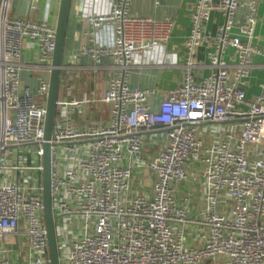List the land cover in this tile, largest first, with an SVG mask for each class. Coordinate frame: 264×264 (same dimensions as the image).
Listing matches in <instances>:
<instances>
[{"label": "built area", "instance_id": "built-area-1", "mask_svg": "<svg viewBox=\"0 0 264 264\" xmlns=\"http://www.w3.org/2000/svg\"><path fill=\"white\" fill-rule=\"evenodd\" d=\"M11 2L0 0V264H50L42 173L56 29L12 16ZM38 2L29 0L31 12ZM259 4L196 0L182 82L158 110L149 91L130 84L129 71L137 56L169 43L175 22L134 15L131 0H114L107 14L88 18L82 55L95 68L110 60L115 76L102 98L110 107L107 123L78 128L75 114L92 101H57L52 198L61 264H264V84L252 100L244 89L254 57L264 56L254 45ZM216 10L225 21L212 36L206 25ZM105 28L113 35L107 46L99 41ZM26 41L38 46L31 65L37 89L22 81ZM208 43L215 49L212 73L197 82L195 56ZM220 124L230 129L206 140L202 129ZM155 131L165 134V144L142 160L143 134ZM143 165L154 177L151 194L134 191ZM191 165L201 169L204 188L196 215L192 196L178 197ZM189 227L203 232L200 246L187 245Z\"/></svg>", "mask_w": 264, "mask_h": 264}, {"label": "crops", "instance_id": "crops-1", "mask_svg": "<svg viewBox=\"0 0 264 264\" xmlns=\"http://www.w3.org/2000/svg\"><path fill=\"white\" fill-rule=\"evenodd\" d=\"M114 0H72L67 27L64 71H62L61 87L58 99L92 101L84 104L82 110L75 114V125L83 128L87 124H104L110 120V107L102 102L108 89L110 80L115 76V68L110 60H103L102 64L94 67L93 61L82 55V49L89 45L88 32L90 26L88 18L92 15L107 14ZM218 2L219 0H214ZM29 0H12L10 14L12 16L47 22L56 27L60 0H39L37 11L29 10ZM196 0H131V12L134 15L154 17L162 20L165 17L175 22V28L168 44L162 49L139 55L129 71L130 84L150 93L149 103L158 110L160 102L171 91L177 89L182 82L184 72V57L186 41L192 30L191 10ZM244 11L239 14V19ZM224 15L220 11L211 14L206 25V31L216 36L219 27L224 23ZM100 44H112V32L109 28L100 32ZM254 45L264 51V0H260L258 9V24L255 28ZM215 49L212 43L204 44L196 53L195 67L192 72L197 82L210 76L212 68L210 57ZM38 55L37 44L26 41L22 62L27 66L22 72V81L32 89L38 88V74L31 65ZM225 60L235 64L233 50H228ZM264 84V56L257 55L253 60V68L247 79L245 94L248 100L259 96ZM230 127L227 124L207 126L202 129L206 140H218ZM145 139L142 160L152 158L165 144V134L155 131L143 134ZM201 169L196 166L188 167V180L178 185V197L183 200L191 195L193 202L190 206L191 214L196 215L203 209L204 188L201 186ZM154 177L150 170L141 166L136 172L134 191L151 194ZM202 231L189 227L186 229V243L190 246H200ZM213 264V263H207ZM222 264V263H217Z\"/></svg>", "mask_w": 264, "mask_h": 264}, {"label": "water", "instance_id": "water-1", "mask_svg": "<svg viewBox=\"0 0 264 264\" xmlns=\"http://www.w3.org/2000/svg\"><path fill=\"white\" fill-rule=\"evenodd\" d=\"M72 0H60L59 13L56 23V49L53 57L52 70L49 80V92L46 101L44 155H43V207L44 223L48 238V252L50 264H61L58 249L55 217L52 198V145L56 108L61 87L62 70L64 66V52Z\"/></svg>", "mask_w": 264, "mask_h": 264}, {"label": "rangeland", "instance_id": "rangeland-1", "mask_svg": "<svg viewBox=\"0 0 264 264\" xmlns=\"http://www.w3.org/2000/svg\"><path fill=\"white\" fill-rule=\"evenodd\" d=\"M27 159L29 163L33 165L34 159L32 158V155L27 156Z\"/></svg>", "mask_w": 264, "mask_h": 264}]
</instances>
